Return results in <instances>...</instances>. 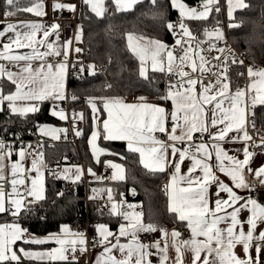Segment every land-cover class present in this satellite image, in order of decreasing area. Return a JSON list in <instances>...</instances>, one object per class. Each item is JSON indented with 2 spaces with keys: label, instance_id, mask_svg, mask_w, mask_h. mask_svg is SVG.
I'll list each match as a JSON object with an SVG mask.
<instances>
[{
  "label": "snow or ice",
  "instance_id": "1",
  "mask_svg": "<svg viewBox=\"0 0 264 264\" xmlns=\"http://www.w3.org/2000/svg\"><path fill=\"white\" fill-rule=\"evenodd\" d=\"M83 2L97 17L105 15L106 0H83ZM111 2L114 3L116 11L128 12L141 0H111ZM151 3L156 5V0H151ZM218 3L219 0H201L197 7H189L181 0H171L172 7L178 9L180 17L177 24L171 22L166 24L167 29L174 36L177 35V28L179 29V37L171 49L160 40L137 37L132 33L127 34V46L140 62L138 72L141 78L149 79V61L152 72H167L170 77H177L175 82L170 80L165 95L160 97L162 100L171 101V113L160 105L148 103L143 96L137 98L138 103H127L119 97H89L87 100L93 113L94 125L98 124L101 115L97 100L101 101L103 110L107 113V119L103 120L104 140L126 141L128 150L139 153L140 163L151 172H164L169 166L174 168V173L165 188L168 196V212L174 214L179 221L186 222L190 231L189 239H181L182 234L176 229L169 233L168 230L154 223H145L143 213L135 211L136 206L127 204V209L131 211L125 210L123 194L117 201L114 199L111 188H94L93 195L89 199L94 200L100 193H106L105 206L109 207V215L123 218L125 221L120 224L118 235L114 234L106 224L101 223L95 226L98 240L94 244L98 243L103 248V253L97 257L96 264H153L152 249H156L159 254V264H168L169 248L176 253L174 264H184L185 253H191V264H262L264 230H261L260 226L264 225V205L255 199L244 200L238 196L232 187L218 178L213 165L208 163L214 152L216 161L219 162L215 167L228 176L236 188L252 190V186L244 179L245 170L264 185V165L253 170L250 167V161L255 153L249 151V147L264 150V136L260 138V143L256 144L247 130V125L250 123L248 117L254 116L257 105H264V69L254 70L249 67L247 69L249 84L245 88L236 87L233 91L227 63L220 65L222 71L214 72L212 67H207L209 63L207 59L191 47V41L195 40V37L185 20H207L213 11H220L219 7H214ZM6 5L8 8L5 12L6 16L14 15L13 9L40 17L45 15L40 0L24 8H20L18 0H6ZM228 5L230 20L234 10L248 7L245 0H228ZM52 9L53 11H75V6L60 3L57 0L52 5ZM229 26L238 27L236 24ZM58 28L59 25L56 23L45 28L42 24L32 22L8 23L0 28V41L7 37L6 42H3L0 47V61H7L17 68V71L12 72L6 70L4 64H0V81L6 79L14 85V91H5L4 85L0 84V106H6L11 115L26 119L29 114L38 113L39 105L46 100L66 101L68 99L65 90L66 62L53 64L46 59L61 55V52L48 40L53 33L58 36ZM9 33L11 35H8ZM38 34H41L39 38ZM205 34L215 37L216 40L224 39L219 28L213 32L205 30ZM76 40H80L79 33L76 35ZM70 43L71 41H68L63 45L65 57L68 55L67 49ZM184 44H188L189 47L184 48ZM45 46L47 50L41 52L40 47ZM177 47L180 49V54H176ZM25 48L31 51L28 53L16 51ZM212 50L219 51L221 54L225 51L223 48L215 49V46L209 48V51ZM80 51L81 49H76V52ZM195 57L199 58V65ZM215 59L220 60V57ZM34 61L41 63L35 66ZM232 63H237L235 57ZM239 63L243 64V60ZM185 67L191 68V73L185 71ZM89 70L90 75L95 74V66L89 65ZM197 72L199 76H193ZM205 74L215 77V80L205 83L201 79ZM71 99L76 100L77 97L73 95ZM0 110L3 109L0 108ZM51 115L60 120L68 119L64 109L59 108L58 105L53 107ZM75 116H79L81 120L84 119L82 113H74ZM169 120L172 125L170 131L167 126ZM251 126L254 129L255 123L251 122ZM210 128L216 131L211 132ZM38 131L41 135L59 139L58 133L66 130L40 126ZM197 132L208 133L211 141L210 146L203 140L195 145L198 155L189 156L188 148L181 150L176 147L177 143L193 141L194 133ZM156 133H164L167 141L171 143L161 140L155 135ZM229 133L236 135L229 136ZM75 134L80 136L81 132L76 130ZM100 135L99 130H93L88 141L97 163L100 162L101 156L108 154L96 143ZM238 141H243L245 145L242 150L243 160L229 155L220 143ZM249 141L253 143L249 145ZM169 149H171L170 153ZM177 153L179 159L169 165V156L175 157ZM12 154L11 146L0 141V214L7 213L19 218L22 213L32 211L29 205L46 199L42 171L44 160L43 154L40 153L31 161V167L26 168L24 161L31 153L21 147L16 153L18 159L6 166L4 160ZM186 159L191 160L192 164L188 168V174L182 175L181 164ZM224 161L228 163L225 164ZM104 163L106 167L113 169L111 180L125 179V169L121 165L111 161ZM6 167L9 168L10 177L5 176ZM74 168V173L66 168L61 174L62 178L73 184L81 181L83 176V170L79 166ZM197 169L202 175L193 176L192 173ZM31 172H35L34 177L29 175ZM87 172L97 180L103 179L98 177L91 168H88ZM53 175L56 174L53 173ZM27 181H30V184ZM213 183L218 188L217 198L214 201L215 207L211 206L209 200V186ZM6 184L10 186L11 191H7ZM220 193H227L228 198H221ZM62 195V192L57 193V196ZM242 200H244L243 203H241ZM244 210L250 213L246 220H242L240 215ZM100 214L103 215V212ZM244 224H247V229L244 228ZM221 225L224 226L221 227ZM158 231L163 239V246L159 240L146 244L138 239L139 233ZM121 237L131 239L128 243L122 244L119 242ZM17 241L35 245L54 242L59 247L45 252L20 249L18 253L14 248ZM87 246L88 240L85 234L79 231L73 232L66 225L61 226L58 234H51L44 239L32 237L19 223L0 225V264H22L21 255L25 259L41 262L80 264L77 253L84 255L87 252ZM238 246L242 249L243 256L237 254ZM113 250L120 255H115Z\"/></svg>",
  "mask_w": 264,
  "mask_h": 264
},
{
  "label": "trees",
  "instance_id": "2",
  "mask_svg": "<svg viewBox=\"0 0 264 264\" xmlns=\"http://www.w3.org/2000/svg\"><path fill=\"white\" fill-rule=\"evenodd\" d=\"M226 1L221 0L223 16H225ZM31 2L32 0H18L20 8L27 7ZM181 2L195 4L200 3L201 0H181ZM245 2L248 7L236 10L232 19L229 20L238 27H229L227 35L237 51L254 63V70L264 69V0H245ZM106 7L103 17H97L84 3L80 11V38L87 54L86 63L79 79L70 78L67 81L69 106L84 116L77 151L67 139L68 130L65 122L51 115L52 106H60L63 101L46 100L39 105L38 113L29 114L26 119L11 115L6 106H2L3 110H0V139L15 134L28 139L33 138L34 128L42 125L63 127L66 130L62 131L58 140L48 139L38 133V137L54 143L53 147H46L43 154L45 164L52 165V168H47L45 171L46 199L29 205L32 211L22 213L19 218L7 213L0 214V223L16 221L32 236L56 233L62 225L83 227L86 220L90 225V233H94V227L99 223L106 224L111 230L116 229L122 219L110 216L107 210L98 209L96 206L98 199L107 194L100 193L96 199L90 200L89 197L93 195L94 188H111L114 199L117 201L123 194L126 204L136 206L135 209L140 208L145 223L151 222L164 229L172 227L174 223L181 225V222L173 220L172 214L166 208V174L151 172L144 168L140 164L138 155L128 151L124 143L99 139V147L108 154L101 156L99 163H94L88 149V138L93 130V113L87 103L89 97H119L124 101H138L137 98L141 96L146 97L147 102L166 103V100L160 97L166 93L164 80L167 73L152 72L148 68L149 79L141 78L138 72L140 62L127 46V34L132 33L137 37L143 36L169 44L172 40L166 24L179 20V12L172 7L170 0H156V5H153L151 0H141L128 12L116 11L111 1H106ZM6 11H8L6 0H0V18L28 16L24 11L15 9H13L14 15L6 16ZM219 17V13L213 11L207 20H185V23L199 39H209L210 36L205 34V30L211 32L210 26L216 23ZM59 41L62 43L61 40ZM89 65L95 66L94 75L89 74ZM233 76L237 77L232 82L233 91L236 87L247 86L249 78L243 84L238 72H232L230 77ZM0 84L4 85L5 91L14 90V85L6 79L0 81ZM73 95L77 97L76 100L71 99ZM96 103L102 115V103L100 100ZM254 113V116H249V126L254 136L260 140L264 136V105H257ZM251 122L255 123L254 129ZM79 157L84 169L95 167L100 175L101 165L105 164V161L115 162L125 169V179L113 182L103 181L99 184H85L81 180L73 184L53 175L56 173L55 168L62 164L74 162L78 164ZM60 192L63 195L57 196ZM251 195L258 203L264 205V191L253 192ZM101 212L103 215L100 214ZM24 263L47 264L34 261Z\"/></svg>",
  "mask_w": 264,
  "mask_h": 264
},
{
  "label": "crops",
  "instance_id": "3",
  "mask_svg": "<svg viewBox=\"0 0 264 264\" xmlns=\"http://www.w3.org/2000/svg\"><path fill=\"white\" fill-rule=\"evenodd\" d=\"M106 1H111V0H106ZM171 1V0H170ZM37 0H32V2L27 6H32L34 3H36ZM43 5V11L45 12V15L40 17V16H36L32 13H28V12H25L28 14V16L24 17V18H10V17H3V18H0V28H3L4 26H6L8 23H13V24H19L20 22H32V23H39V24H42V25H45V18L48 17L49 15H51V13L53 12V9H52V5L54 3H46L44 1H40ZM84 3V2H83ZM215 7V6H214ZM177 10V9H176ZM53 24V23H52ZM51 24V25H52ZM50 25V26H51ZM49 26V27H50ZM47 27V28H49ZM59 30V28H58ZM57 30V31H58ZM8 35H11V33H9ZM41 34H38V38ZM7 40V37L4 38L3 41H0V47H2V43L3 42H6ZM49 42H52L54 44V47L59 50L61 52V55L59 56H50V57H47L46 59H51V60H48L49 62L53 63V64H56V63H62L64 62V58L65 56L63 55V52H64V48H63V45L59 40V37L57 36L56 33H53L52 35L49 36L48 38ZM47 48L46 46L45 47H40V51L41 52H44L46 51ZM20 53H28L31 51V49H18L16 50ZM23 63V62H21ZM35 66H39V64L41 63L40 61H34L33 62ZM0 64H4L6 66V70L8 71H12V72H15L17 71V68L12 66V69H8L7 68V65H12L10 64L9 62L7 61H0ZM255 70H258V69H255ZM167 73V72H166ZM249 79H248V82H247V85L249 84ZM199 87V86H197ZM65 90H66V93H67V80H66V75H65ZM14 91V90H13ZM55 102H61V101H55ZM127 103H138L139 101H125ZM148 103H152V104H157V105H160L164 108L167 109V111L169 113H171L172 111V103L171 101L169 100H166V103L165 102H162V103H158V102H148ZM2 106H0L1 108ZM101 109L103 111V114L100 115L101 116V119L99 117V122L97 125H94L93 124V130H99V132L101 133L100 137L97 139V145H98V140L99 139H103V120L104 119H107V113L104 112L103 110V106L101 105ZM52 112V110H51ZM55 118H57L55 116ZM58 120H60L59 118H57ZM248 120H249V117H248ZM60 121H64V120H60ZM168 129L169 131L171 130V121L169 120L168 122ZM92 130V132H93ZM247 130L249 132V134L253 137V141L256 143V144H259L260 143V140L257 139L254 134L252 133L251 131V128L249 126V124L247 125ZM210 131L211 132H215L216 129H211L210 128ZM91 132V134H92ZM39 133V132H38ZM199 133V132H197ZM91 134L88 138V141L89 139L91 138ZM196 133H194L195 135ZM204 134V138H203V142H206V143H209V146L211 144V141H210V137H209V134L208 133H203ZM39 135H41L39 133ZM62 135V132L60 131L58 133V136L60 137ZM158 138H160L161 140L167 142V143H171V142H168L167 141V136L164 134V133H156L155 134ZM236 135L235 133H229V136H234ZM41 136H44L48 139H52L50 136H45V135H41ZM52 140H58V139H52ZM106 141V140H105ZM253 141H249V145H251L253 143ZM110 142H122L125 144V147L126 149L128 150V147H127V142L126 141H120V140H114V141H110ZM202 142V141H200ZM198 142V143H200ZM197 143V144H198ZM221 143V146L228 152L229 155H232V156H236L237 158L243 160V148H244V142L243 141H238V142H228V143H223V142H220ZM186 144H187V141L185 142H181V143H177L176 144V147L178 149H181L183 150L185 147H186ZM99 147V145H98ZM88 149H89V152L92 156V160L94 161V163H97V161L94 159L93 155H92V151H91V147L88 143ZM20 149H16V150H12V155L11 157H6L5 160H4V164L6 166H9L12 162H15L17 159H18V155L16 153L19 152ZM129 151V150H128ZM249 151H253L255 153V155L252 157L251 161H250V167L255 170V169H259L262 165H264V150L262 149H257L255 147H249ZM171 152V149H169V153ZM138 155V158H139V161H140V157H139V153H136ZM189 156H193V155H190L188 154ZM195 155H198V153L196 152ZM203 158V157H201ZM179 159V156H178V153L175 157H172V156H169V160H168V163L169 165H171L173 163V161H177ZM33 159H29L28 157L26 158V160L24 161V166L26 168H30L31 167V161ZM44 160V158H43ZM112 163H115V162H112ZM209 164L213 165L214 167V171H215V174L218 176V178L223 181L225 184H227L229 187H232L233 188V191L240 197L244 198V200L246 199H254L252 197V193L253 192H258V191H264V185H261L259 180L256 179L252 174L248 173L247 170H245L244 172V179L245 181L252 186V190L249 191L248 189L246 188H236L233 184V182L231 181V179L226 176L224 173L220 172L218 170V168H216L215 166L219 163L218 161H216V158H215V153L213 152L212 153V157L211 159L208 161ZM225 164H227L228 162L227 161H224ZM117 164V163H115ZM141 164V163H140ZM192 164V161L191 160H188L186 159L182 164H181V174L182 175H186L188 174V168L191 166ZM142 165V164H141ZM46 164H45V161H44V165L42 167V171L44 173V183H45V171H46ZM74 166H79L82 170H83V176L81 178V180L84 181L85 184H99V183H102L103 181H112L111 179L109 180H105V179H101V180H97L96 177H93L91 175L88 174L87 172V169L85 168L84 169V166L82 167L80 164H77V163H69V164H62L58 167H56V176H58V178H61V179H64L62 178V173L64 172V169L68 168V169H71L72 172L74 173L75 171V168ZM143 166V165H142ZM98 177H102L99 173V171L94 167V168H91ZM111 169V168H110ZM112 172H113V169H111V175H112ZM164 173L166 174V183H165V188H166V185L169 183L170 181V177L171 175L174 173V168L169 166L165 169ZM71 174V173H69ZM29 175L31 176H35V172H31L29 173ZM193 176H197V175H202V173L200 172L199 169H197L196 172L192 173ZM5 176L6 177H10V171H9V168L6 167L5 168ZM103 178V177H102ZM66 180L67 182H70L72 183L71 181L67 180V179H64ZM27 183L30 184V181H27ZM6 186V189L7 191H11V188L9 185H5ZM182 186H186V185H182ZM218 191V188H217V185L215 183H213L212 185L209 186V200H210V204L212 207H215V204H214V201L215 199L217 198L216 197V192ZM165 195H166V208L168 210V196H167V193L165 191ZM220 196L221 198L223 199H227V193H220ZM31 199V198H29ZM244 200L241 201V203L244 202ZM38 203V202H36ZM107 203V195H102L98 201H97V204L96 206L98 207V209H102V210H107L109 211L108 209V206H105ZM126 204V203H125ZM127 205V204H126ZM125 205V210H128L127 209V206ZM95 207V206H94ZM139 208V207H138ZM136 208L135 211L137 212H140V208L138 209ZM128 211H131V210H128ZM228 211H231V209H228ZM241 219L242 220H246L247 217L250 215V213L246 210L242 211L241 212ZM172 217H173V220L176 221V222H181L179 221L178 219H176L175 215L172 214ZM122 219V222L121 223H125V221ZM11 223H17L16 221H12L10 223H0V225L2 224H11ZM120 223V224H121ZM101 224V223H99ZM120 224L117 226L116 229L114 230H111L114 234H117L118 235V229H119V226ZM175 224V223H174ZM174 224L172 227L166 229L168 230V232L170 233L174 228ZM62 226H65V225H62ZM68 226V225H66ZM224 225H221V227H223ZM73 232H75L72 227L68 226ZM75 227V226H73ZM181 227L186 229V231H188L189 235H190V231L189 229L187 228V224L186 222H181ZM61 228V226H60ZM60 228L59 230L56 232V233H52V234H58L60 232ZM244 228L247 229V224H244ZM260 229L261 230H264V225H261L260 226ZM94 233H96L95 231V227H94ZM152 237L149 238V239H146L144 238V233H139L138 234V239L142 242V243H146V244H151V243H155L157 240H159L161 242V246H163V239L161 238V235H160V232H155V233H152ZM51 234H48V235H44V236H32V237H35V238H38V239H44L48 236H50ZM111 239V238H110ZM131 238L130 237H121L120 238V243L124 244V243H128L129 240ZM113 243H115V241L113 240ZM59 247L57 244H55L54 242H50V243H47V244H42V245H35V244H24L20 241H17L16 245H14V248L17 250V252L19 253V250L20 249H25L27 251H31V252H45V251H50L52 250L53 248H57ZM114 251V254L119 256V252H117L116 250H113ZM152 252H153V256L151 257V259L153 260V264H159V254L156 252V249H152ZM236 252L237 254H239L240 256H243V252H242V249L238 246L236 248ZM103 253V248L100 246L98 249H96L94 252H93V255H92V264H96V260H97V257H99L101 254ZM175 251L171 248H169V251H168V257H169V260H168V264H174V261H175ZM253 255H255L254 251H253ZM261 260H262V264H264V254H262L261 256ZM21 261H22V264H25L24 262L25 261H34V262H40V263H61V262H51V261H45V262H41V261H36V260H29V259H25L22 255H21ZM184 264H191V253H185V256H184Z\"/></svg>",
  "mask_w": 264,
  "mask_h": 264
},
{
  "label": "built area",
  "instance_id": "4",
  "mask_svg": "<svg viewBox=\"0 0 264 264\" xmlns=\"http://www.w3.org/2000/svg\"><path fill=\"white\" fill-rule=\"evenodd\" d=\"M44 1L46 3H55L57 0H40ZM60 3L64 4H70L75 6V11H69V10H57L53 11L51 15L45 18V28L49 27L52 23H56L59 25L58 30V37L62 41V43H66L68 41H71L69 44V47L67 49L68 55L64 58V62L67 64L66 69V80L68 81L70 78L79 79L82 76L83 71H81V68L84 70V65L86 63V50L83 41L76 40V35L79 33L80 35V27H79V18H80V11L82 7L83 0H58ZM200 3L195 4H186L189 7H197ZM215 7H219L220 11L218 12L220 17L218 21L210 26V31L213 32L216 28H219L224 36L223 40H216L215 37H210L209 39H199L196 35L195 40L191 41V47L200 52V55L204 56L207 61L209 62L207 64V67H212L214 72H220L222 71V68L220 65L223 63H227L228 65V75L230 77V74L232 72H238L239 78L243 80V84L246 83L248 76H247V69L249 67L253 68L255 67L254 63L251 60L246 59L243 53L237 51V49L233 46L231 41L228 38V29L229 25L232 24L229 22V20L223 16L222 14V5L221 0H219L218 5ZM178 22H174V24H177ZM171 34V42L167 44L169 48H173L175 46V41L179 37V29L177 28V35L174 36L172 32ZM81 37V35H80ZM187 40V38L185 37ZM215 46V49L223 48L225 51L223 54H221L219 51L212 50L209 51V48ZM184 48L189 47L188 44L183 45ZM81 49L80 52H76V49ZM176 54H180L179 47L176 48ZM191 56V54H190ZM215 57H220V60L215 59ZM233 57L236 58L237 63H232ZM226 58V59H225ZM197 65H199L200 61L198 57H195ZM51 60V59H48ZM243 60V64H240L239 61ZM216 66V67H213ZM8 69H12V65H7ZM185 71H188L191 73V68L185 67ZM240 73H243V75H240ZM193 76H199V73H194ZM237 77L233 76L230 77L231 82H233ZM177 79L176 76H169L168 74L165 76L164 80V87L165 90L167 89V85L169 84L170 80L171 82H175ZM201 79L204 80L205 83H208L209 80L214 81L215 77L210 76L209 74H205ZM52 106V110L53 107ZM59 108L64 109L66 112L68 119L64 120L65 127L68 130V140L74 145L77 151V144L79 140V136L75 134L76 130H79L82 132L83 124L82 120L79 118V116L74 117V113H78V111L71 109L68 103V99L66 101H63ZM38 128L35 127L33 130V138H25L21 135L15 134V135H9L5 138H1L0 141H3L6 145H10L12 150L21 149V147L26 148L31 155L28 156L29 159H34L36 155L42 153L44 154V150L46 147L51 148L53 147L54 143L52 141H46L43 138L38 137ZM252 133L253 130L251 129ZM203 140V135L201 133L195 134L194 139L191 142H187L186 147L188 148V154L195 155L196 149L195 145ZM30 146V147H29ZM69 158V157H67ZM78 164H80L83 167V163L79 157ZM47 168H52V165H47ZM101 175L103 179L109 180L111 177V169L109 167H106L105 164L101 165ZM90 225L89 222L86 220L83 224V227L75 226L72 227V229L77 232H83L88 240V246H87V252L84 253V255H80L77 253L78 260L80 264H92V255L93 252L100 247L98 243H95V241L98 240L97 234L90 233L89 229ZM174 228L181 232V239H189L190 235L186 229L182 228L180 224L175 223ZM152 233H144V238L149 239L152 237ZM62 263V262H61Z\"/></svg>",
  "mask_w": 264,
  "mask_h": 264
},
{
  "label": "rangeland",
  "instance_id": "5",
  "mask_svg": "<svg viewBox=\"0 0 264 264\" xmlns=\"http://www.w3.org/2000/svg\"><path fill=\"white\" fill-rule=\"evenodd\" d=\"M228 7H229V5H228V0H227L226 3H225V7L224 8H225V16L229 20V17H228ZM236 10H238V9H236ZM236 10H234V12ZM234 12H233V14H234ZM63 44H65V43H63ZM127 44H128V41H127ZM177 63H179V61H177ZM150 65H151V62L149 61V66H148L149 69H151V66ZM165 67H166V65H165ZM174 71H175V69H174ZM42 126L52 127V128H56V129H64L63 127H57V126H52V125H42ZM196 134H198V133H196ZM202 135H203V138H204V134H202ZM46 168H47V166H46ZM108 209H109V207H108Z\"/></svg>",
  "mask_w": 264,
  "mask_h": 264
},
{
  "label": "bare ground",
  "instance_id": "6",
  "mask_svg": "<svg viewBox=\"0 0 264 264\" xmlns=\"http://www.w3.org/2000/svg\"><path fill=\"white\" fill-rule=\"evenodd\" d=\"M174 22H179V20H177V21H174ZM174 22H172V23H174Z\"/></svg>",
  "mask_w": 264,
  "mask_h": 264
}]
</instances>
